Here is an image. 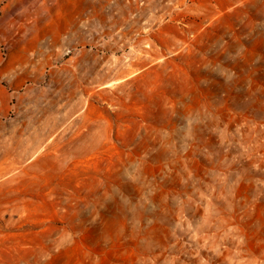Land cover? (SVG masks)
<instances>
[{
	"label": "rangeland",
	"instance_id": "1",
	"mask_svg": "<svg viewBox=\"0 0 264 264\" xmlns=\"http://www.w3.org/2000/svg\"><path fill=\"white\" fill-rule=\"evenodd\" d=\"M0 264H264V0H0Z\"/></svg>",
	"mask_w": 264,
	"mask_h": 264
}]
</instances>
